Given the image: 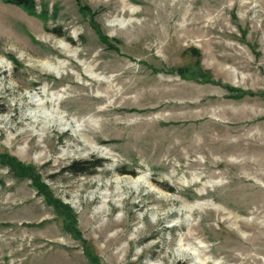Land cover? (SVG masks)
Masks as SVG:
<instances>
[{"label": "rangeland", "instance_id": "obj_1", "mask_svg": "<svg viewBox=\"0 0 264 264\" xmlns=\"http://www.w3.org/2000/svg\"><path fill=\"white\" fill-rule=\"evenodd\" d=\"M33 1L0 0V264H264V0Z\"/></svg>", "mask_w": 264, "mask_h": 264}, {"label": "trees", "instance_id": "obj_2", "mask_svg": "<svg viewBox=\"0 0 264 264\" xmlns=\"http://www.w3.org/2000/svg\"><path fill=\"white\" fill-rule=\"evenodd\" d=\"M7 2L14 4L16 6L24 7L32 9L34 7V1L33 0H6ZM55 35L57 37H65V35L60 30H55ZM67 41L72 43L70 39L67 38ZM3 163L7 170L14 171L15 176H19V174H27L26 170L21 168L20 166H16L15 162L10 158H2ZM103 165V161L100 159H95L92 161H76L72 162L69 166L65 168V172L68 174H71L73 176H79V175H89L94 174L97 168L101 167ZM122 174H128V172L121 171ZM133 173V172H130ZM171 192L172 190L169 189Z\"/></svg>", "mask_w": 264, "mask_h": 264}, {"label": "bare ground", "instance_id": "obj_3", "mask_svg": "<svg viewBox=\"0 0 264 264\" xmlns=\"http://www.w3.org/2000/svg\"><path fill=\"white\" fill-rule=\"evenodd\" d=\"M108 93L112 94V92H111V91H109Z\"/></svg>", "mask_w": 264, "mask_h": 264}]
</instances>
